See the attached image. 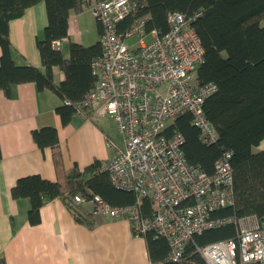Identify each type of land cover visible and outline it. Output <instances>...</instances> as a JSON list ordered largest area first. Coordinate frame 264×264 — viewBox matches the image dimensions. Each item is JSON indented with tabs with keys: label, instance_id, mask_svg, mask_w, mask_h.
Instances as JSON below:
<instances>
[{
	"label": "trees",
	"instance_id": "trees-1",
	"mask_svg": "<svg viewBox=\"0 0 264 264\" xmlns=\"http://www.w3.org/2000/svg\"><path fill=\"white\" fill-rule=\"evenodd\" d=\"M134 10L125 18L122 27L130 26L138 17H146L149 30L166 32L168 16L179 11L185 14L199 34L204 60L198 70L201 84L214 82L217 90L204 102L207 119L217 132V139L206 143L200 128L190 112L174 119L168 134L183 135L182 150L188 162L200 166L207 173L215 171L216 161L224 151L231 152L233 167L234 204L214 212V217L264 216V150L254 151L264 139V0H132ZM45 2L48 24L42 37L37 38L43 69L33 64H18L13 57L10 22L21 17L27 8ZM89 0H0V92L10 94L12 86L33 82L38 91L57 94L61 104L57 113L63 125H68L78 114V105L97 82L92 62L102 54L101 41L84 45L69 41V57L54 41L69 37L71 10L82 12ZM99 34L103 32L98 22ZM59 67L65 78L57 82L54 67ZM37 145L52 149L57 179L40 174H28L17 179L11 189L14 199L30 201L28 220L37 224L41 208L47 202L61 198L71 209L77 221L93 226L89 211L83 203L74 202L77 195L87 199L99 195L112 206L133 204L134 191L117 188L109 173L102 169V161L80 169L78 164L66 169L60 149L58 129L45 126L32 130ZM2 153L0 149V159ZM145 213L151 212L148 199L143 202ZM235 223L222 224L196 233L186 245L179 262L168 257L169 243L163 236L147 231L150 259L157 264H207L197 247L210 242L235 237ZM0 264H6L0 258Z\"/></svg>",
	"mask_w": 264,
	"mask_h": 264
},
{
	"label": "built area",
	"instance_id": "built-area-1",
	"mask_svg": "<svg viewBox=\"0 0 264 264\" xmlns=\"http://www.w3.org/2000/svg\"><path fill=\"white\" fill-rule=\"evenodd\" d=\"M132 0H96L92 11L102 25V54L93 60L97 82L78 105V114L97 121L108 116L117 124L124 144L102 163L114 186L134 191L133 204L112 206L99 195L76 203H91L106 219L126 218L133 232L153 231L169 243L171 261L183 259L196 233L235 223V237L197 247L207 264H264V216L214 217L234 204L231 152L224 151L207 173L190 164L182 150L183 135L168 134L178 116L190 112L204 142L217 132L204 112V102L217 90L214 82L201 84L198 70L205 50L199 34L182 12L169 14L170 27L149 30L146 17L122 27L134 10ZM63 48L62 41H54ZM148 199L151 212L145 213Z\"/></svg>",
	"mask_w": 264,
	"mask_h": 264
},
{
	"label": "crops",
	"instance_id": "crops-1",
	"mask_svg": "<svg viewBox=\"0 0 264 264\" xmlns=\"http://www.w3.org/2000/svg\"><path fill=\"white\" fill-rule=\"evenodd\" d=\"M95 1L89 0L84 10L92 8ZM83 11L70 12L69 37L62 40L63 48L67 44V57L70 40L90 44L82 36ZM47 24L45 2L27 8L21 17L11 20L10 36L16 63L43 69L36 42L43 36ZM96 25L99 41L97 20ZM54 77L61 82L65 73L56 66ZM61 102L52 91H38L33 82L12 86L9 95L0 92V258L6 264H157L150 259L146 238L135 234L126 218L106 219L93 212L92 206L85 205L93 212L94 225L88 226L77 221L68 205L56 198L41 208L40 222L31 224L29 199L13 198L11 189L21 176L40 174L57 179L52 149L37 145L32 136L34 129L45 126L58 129L66 169L75 164L83 169L96 159L104 162L123 146L116 130L109 132L101 125L102 119L94 121L75 114L68 125H63L57 113ZM253 150H264V139Z\"/></svg>",
	"mask_w": 264,
	"mask_h": 264
},
{
	"label": "rangeland",
	"instance_id": "rangeland-1",
	"mask_svg": "<svg viewBox=\"0 0 264 264\" xmlns=\"http://www.w3.org/2000/svg\"><path fill=\"white\" fill-rule=\"evenodd\" d=\"M85 11V12H84ZM83 12V16L84 18H82V26H81V30L84 31L83 33V39H85V41H89L90 44H93L97 41L99 35H98V31H97V25H96V17L91 9L88 8L86 10H84ZM89 44V45H90ZM67 49V44L64 45V52H66ZM102 119L101 125L108 129V131L110 132V130H116L115 133L118 134V139L121 141L122 145L124 144V139L123 136L120 134V132L118 133L117 128H116V122L114 121V119L108 117V116H102L99 120ZM114 133V134H115ZM115 139H117L115 137ZM83 205L85 206H92L91 203L87 202V203H83Z\"/></svg>",
	"mask_w": 264,
	"mask_h": 264
}]
</instances>
